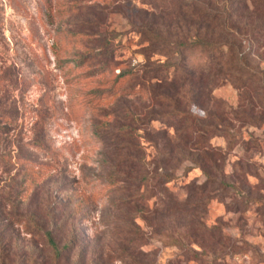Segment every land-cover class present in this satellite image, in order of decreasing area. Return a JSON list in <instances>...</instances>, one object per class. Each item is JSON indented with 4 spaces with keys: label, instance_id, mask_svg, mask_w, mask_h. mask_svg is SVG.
<instances>
[{
    "label": "rangeland",
    "instance_id": "obj_1",
    "mask_svg": "<svg viewBox=\"0 0 264 264\" xmlns=\"http://www.w3.org/2000/svg\"><path fill=\"white\" fill-rule=\"evenodd\" d=\"M201 1L210 12L200 22L187 7L184 21L167 19L158 0H0L5 264H28L29 256L45 260L33 229L51 231L60 245L75 235L77 249L61 264H71L78 250L85 252L83 264H102L126 248L130 224L144 233V244L130 252L145 264H264V0ZM194 27L232 52L223 67L195 73L183 90L161 87L151 67L165 60L163 49L144 29L182 40L194 36ZM112 35L114 64L138 71L141 92L113 99L96 114L93 103L86 105L89 92L112 72L96 74L103 53L88 56L92 63L81 56ZM190 60L200 63L202 55ZM87 72L94 75L83 79ZM189 90L195 94L190 113L199 122L191 132L186 122L163 121L170 111L163 96ZM94 133L99 141H91ZM126 172L148 178L147 191L136 187L143 192L137 211L119 202L118 188L129 184ZM158 174L178 180L166 188ZM107 180L117 187L94 201L92 193ZM189 182L208 183L209 204L195 199L182 207L181 186ZM169 239L181 246L167 245Z\"/></svg>",
    "mask_w": 264,
    "mask_h": 264
},
{
    "label": "trees",
    "instance_id": "obj_2",
    "mask_svg": "<svg viewBox=\"0 0 264 264\" xmlns=\"http://www.w3.org/2000/svg\"><path fill=\"white\" fill-rule=\"evenodd\" d=\"M158 1V6L160 7V9H163L162 12L167 19L176 17L178 19L175 20L184 21V17L186 16L183 11L184 7H187L189 11L198 12L200 22L201 19H204L206 17V14L210 12V9L207 7L205 2L201 0H181L184 3L182 5L180 0H170V5H166V0ZM189 15L191 16L190 13ZM144 32L147 40L158 44L159 47L163 49L162 56L165 60L162 62L161 60L156 61L151 67V69H154L152 71L154 76H152L151 79L157 82V84H160L161 87H170L174 85L179 90H183V88L187 86L189 82H191V80L194 78L195 73L208 75L219 70L221 66L223 67V60L225 56L227 54L230 55V52H232L230 45L227 46L222 41H211V39H209L207 36L205 37L204 35H200L198 29H196L195 27L193 28L194 36L192 38L182 37L185 38L182 40L168 39L166 37H163L159 33H155L147 28L144 29ZM79 37L80 39H82V41L84 39L88 41L86 36L79 35ZM113 38L116 39L117 36L112 35L111 39L104 37L98 41H94V47L86 48V51H84L81 56L83 57L84 61L87 60L92 63L91 60L87 59L88 56L90 57V59H93L97 56L96 54H94L95 52L103 53V55L100 56L98 62H96V67H98L96 74H99L100 76H106L110 71L112 72L109 79L103 80L102 82H100V86L89 92L88 96H90L92 99L88 100V103H86V105H90V103H93V107L91 106V111L96 114L99 113L102 108H104V106L113 99L119 98L121 96L134 97L141 92L137 83L138 71L128 66V64H126L125 67H119L121 65L114 64V51L112 49V46L110 45L113 41ZM198 52L202 55L201 62L196 63L190 60V57ZM81 65L84 66V62H79V66ZM91 66L93 67L94 65L92 64ZM86 70L89 71L87 68ZM115 70L118 72L115 73ZM158 72L159 75H161L160 77L157 76ZM93 75L94 74H90L89 72H87L82 76L83 79H86L90 76L92 77ZM163 97V99L167 100L170 104V111L164 114V122H166L167 124H171L176 121H178V123L182 121L186 122V127L184 125L185 123L183 124V126L184 129L188 132L192 131V126L199 125V122L190 113L191 106L194 103L193 97H195V94L193 92L191 93L190 90L188 92L186 91L185 96H182L180 93H178V95L174 99L173 96L169 95H164ZM98 137L99 135L97 133L91 134V141H99ZM189 170L190 169H185L180 179L185 178ZM158 177L161 179L166 188L168 187L167 184L169 185L170 183H174L178 180V178H174V176L167 174H158ZM205 177L206 180H211L209 178V174H205ZM124 179L126 180V184H129L126 185V189L122 186L118 188L122 189L123 191V198H121L119 202L127 206L126 208L130 207L137 211L139 209V205H137L136 203L143 198V192L140 193L138 190H136V187L140 188L145 186V190L147 191L148 178L146 176H140L138 178L137 175L134 174L130 176L129 172H126V178ZM124 179L122 181H124ZM107 181H109L110 183L107 184L104 189L97 188V190L92 193L91 198L94 201L102 202L103 199H106L111 189H114L115 187H117L116 185H118L114 180ZM136 181L139 182L137 186L134 185L135 183H137ZM207 185L208 183H204L198 186L196 185V182H189L181 186V190H183L184 192V200L181 201V203H183L182 207L187 208L188 204L195 199L199 202H202V204L205 206L209 204L211 198L206 195ZM130 186L133 187V190H131L132 192L128 191V188H130ZM101 190H103V192ZM129 217L135 218L134 215ZM33 230L34 232H36V234H33V237H39L43 241L41 251L45 252L46 258L43 262L38 263L37 259H35L33 256H29L30 260L28 261V264H61L66 254L73 253L77 249L78 241L74 234H70L66 242L60 245L58 242H56L51 231L40 232L36 229ZM137 244H144V233L140 230L139 226H132V224H130L129 231L126 232V248L119 249L118 252L116 251L110 255H106L105 257H103L105 259L102 261V264H145L139 259L138 255L140 253H137L135 255L130 252V248L134 247ZM167 245L179 247L181 246V244L174 239H169ZM188 249L189 248H187V253L192 252ZM84 253L85 252H83L82 250H78L76 258L71 264H83V260L85 258V256H83ZM0 255L2 256L0 264H5V252L3 250H0ZM141 256L142 255L140 254V257ZM100 259L101 256H99L98 260ZM216 261L217 260L211 259L210 264H215Z\"/></svg>",
    "mask_w": 264,
    "mask_h": 264
}]
</instances>
